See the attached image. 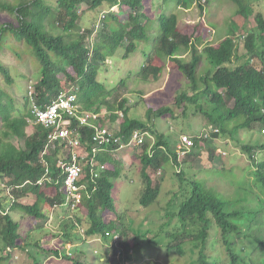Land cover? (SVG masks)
<instances>
[{
  "label": "trees",
  "instance_id": "1",
  "mask_svg": "<svg viewBox=\"0 0 264 264\" xmlns=\"http://www.w3.org/2000/svg\"><path fill=\"white\" fill-rule=\"evenodd\" d=\"M163 1L167 3L171 0ZM231 1L237 10L231 17L229 33L214 46L209 42L211 35L204 26L181 30L175 12L169 16L165 14V8L169 11L173 7L187 10L192 5L198 6L203 13L202 0H176L175 5L162 8L160 15L157 11H150L147 0H55L54 3L48 0H0V20L3 22L0 28V54L8 49L16 52L23 65L35 67L34 76L38 79L30 87L26 82V95L21 101L15 95L16 76L9 65L0 61V184L3 186L0 194V264H9L18 250L29 249L21 234L22 225L15 214L22 212L25 217L32 218L34 232H47L56 207L66 201V179L62 167V163L66 162V148L61 143L56 144V149L49 148L51 132L34 124L30 94L41 109L50 106L63 93L77 95L83 111L103 115L101 127L111 122L114 132L123 138L122 145L110 147L100 155L99 162L106 167L100 180L92 181L89 165L84 166L83 183L88 191L75 212V220L65 226L63 237L71 239L69 231L75 228L83 230L79 234L87 241L101 238L107 242L118 237L113 248L122 250L115 252L123 258L119 264L136 262L139 258L135 251L141 243L156 248L162 246L164 240L153 241L152 238L156 236L149 239L148 233H135L122 223L119 216L109 219V215L117 211L114 201L116 184L127 171L124 157H118L117 153L122 147H128L136 132L148 133L153 139H148L141 147L132 148V159L142 166L143 190L139 206L144 209L157 202L162 191L163 179H154L152 174L159 172L158 176L161 175L168 163L174 167L186 166L197 155L189 154L178 160L177 146L159 135L154 126L129 119L131 110L127 108V102L118 107L111 103L115 91L105 87L101 76L105 70H109L110 62H114L120 51H125L122 60L127 62L144 44L149 43L147 28L155 24L158 36L144 56L146 62L140 76L147 81H158L165 70L162 62L167 60L171 68L190 84L192 96L184 93L175 100L172 108L150 109L149 115H157L158 119L166 116L175 118V108L186 111L190 106L194 115L204 117L218 131L212 135L213 139L228 138L233 142L239 131H252L257 126L264 128V0L259 1L255 29L250 28L248 1ZM150 3L152 5V1ZM84 7L88 8L89 13L96 14L106 9L98 20L100 32L94 42L93 29H82L80 25ZM115 8L120 9L119 13L113 12ZM16 46L21 50V46L25 48L18 52ZM187 53L192 57L189 62L182 59ZM24 55L32 58V64L25 61ZM255 58L260 60L261 68L253 65ZM204 59L210 70L199 77ZM27 79L24 77V80ZM203 101H207L211 111H205ZM120 113L124 114L123 119ZM107 115H110V121H107ZM31 127L30 135L28 130ZM75 131H79V139L84 145L90 143L92 130H79L75 122ZM12 139L20 141L23 146L17 148ZM196 143L195 146H198L200 139ZM234 143L254 165V175L264 192V160H257L264 151V145L240 146V143ZM257 149L259 152H256ZM206 155L208 163L214 166V151L209 150ZM48 171L50 176L46 180ZM182 175L179 171L175 174L180 181L181 201L170 216L177 220L176 233L168 232L165 236V249L183 255V246L190 241L194 249L199 250L195 263L208 264L206 249L215 225L229 258L228 264L244 263V252L238 249L236 239L242 226L237 220H243L245 213L230 211L229 203L220 195L202 187L195 180L186 181ZM42 182L43 185H40ZM96 187L98 191L94 193ZM261 212L253 213L255 218ZM188 224L197 228L196 234H187ZM251 237L248 232L246 239ZM55 238V234L47 233L37 243V249L72 264H85L74 255L60 252L51 244ZM253 238L258 250L255 252L257 257L250 264H264V233L260 232ZM34 264L42 263L35 259Z\"/></svg>",
  "mask_w": 264,
  "mask_h": 264
},
{
  "label": "rangeland",
  "instance_id": "2",
  "mask_svg": "<svg viewBox=\"0 0 264 264\" xmlns=\"http://www.w3.org/2000/svg\"><path fill=\"white\" fill-rule=\"evenodd\" d=\"M48 1L54 3L55 0ZM247 1L250 5L248 11L250 28L255 29L257 25L256 14H258L260 0ZM147 3H149L148 7L151 9V12L157 11L160 15L162 8L168 7L171 4L175 5L176 0H171L167 3L163 0H147ZM201 5L204 8L203 13L198 6L192 5L187 10L173 7L170 10L171 12L165 8V14L169 16L175 12L174 15L179 18V28L181 30L200 25L204 26L209 30L211 35L209 42L217 46L227 37L230 30L231 17L236 12L237 7L231 0H202ZM113 10L116 13L120 11L119 8ZM105 11L106 9L100 10L101 13L96 14L89 13L87 7L83 8L84 16L80 25L82 29H93L95 34L93 35L92 42L96 40L100 32L98 20ZM2 23L0 20V28ZM147 31L150 37L149 43L144 44L139 52L133 55L127 62L122 60L125 51H120L114 62H110L111 66L109 70L103 72L101 76L102 83L108 90L115 91V96L111 103L118 107L119 104L127 102V108L131 110L130 120H140L148 123L149 126H154L155 131L159 135L166 137L170 144L179 145V138L181 136H178L182 134L193 136L188 137L192 138L193 141L195 140L196 145V140L198 139H200L201 143L191 151V154L197 155V157L189 161L186 166L174 167L168 163L163 168L164 172H160L161 175L158 176L159 172L152 174L154 179H163V186L158 201L147 209L139 206L140 195L143 190L142 166L138 161L131 158V155L134 153L131 148H127L125 152H122L121 156L124 155L127 161V171L116 184L114 201L117 211L115 214L109 215V219H115L119 216L122 223L135 233L143 235L148 233L147 237L149 239L156 236L152 238L153 241L155 239L158 242L164 240L162 246L157 248L141 243L140 248L135 251L137 252L135 255H138L139 259L132 264H196L195 260L199 257V250H195L190 241L183 246L185 250L183 255H180L175 250L167 251L164 246L167 243L165 236L168 232L176 233L177 220L171 217L177 209L176 205L181 201L179 197L180 181L175 177L179 168L180 172L184 175V177L182 175L183 179L186 181L195 180L202 187L220 195L224 201L229 203L230 211H243L245 213V216L242 218L243 220H237L238 223H242V226L240 234L237 235L236 242L238 249H242L244 252L242 256L245 258V262L250 264L251 260L257 257L255 252L258 250V244L255 243L253 236H258L260 232L264 233V208H261L264 206V192L254 175V165L247 160L245 154L241 153L234 142L240 143V146L242 144L262 146L264 145V128L257 126L252 131H239L235 135V141L233 142V140H229L228 138L222 140L213 139L212 135L215 134V128L204 117L194 115V110L190 106H187L186 111L182 110L183 108L181 110L175 108V118L166 116L158 119L157 115H149L150 109L161 110L172 108L177 98L184 93H189L191 97L192 92L190 84L181 74L171 68L167 60L161 61L165 70L158 81H147L140 76V71L146 62L144 56L149 53L158 36V28L157 26L155 27V24H150ZM15 48H18V52H22L25 47L21 46L22 50L19 46ZM24 57L26 58V62L29 61V64H32V58L29 59V56L26 57L25 55ZM191 58V55L188 53L182 56V59L187 62L191 61ZM0 61L11 67L13 74L17 78V92L15 90V95L21 101H24L26 82L29 83L30 87L31 85H35L38 80L34 76V73H36L35 67L23 65L22 63L24 62L20 60L16 52L10 49L0 54ZM253 65L261 68L260 60L255 58ZM209 70L210 67L207 64V60L204 59L199 70V77L204 76ZM24 77L28 79L24 80ZM203 108L207 112L211 111V107H209L207 101H203ZM119 116L123 119L124 114L120 113ZM107 121H110V115H107ZM108 126L112 128V124H108ZM32 129L31 127L28 130V134L31 135ZM156 132L155 134H157ZM12 142L19 149L23 146L16 139H12ZM209 150L215 153L214 166L209 164L207 160L206 152ZM256 152H259V150L257 149ZM257 160H264V151L257 157ZM1 190H3V186L0 184V194ZM31 203L34 204L35 201H31ZM258 210L262 212L255 218L253 213H256ZM55 213L58 214L59 210ZM249 213L251 214L248 215ZM72 215L73 212L68 210L66 214L67 226L71 225ZM167 215L169 218H167ZM14 216L22 225L21 234L27 241L29 249L18 250L14 254V259H11L9 264H34L35 259L40 260L42 264H72L38 250L37 243L45 237L47 232H34L32 230L34 220L25 217L22 212ZM64 230V226L60 227V229H55L54 233L58 232L57 235L60 237V240L64 239L61 237L62 233L64 234ZM76 231L78 232V229L75 228L70 230V233L75 232L74 235L78 237L79 234ZM186 232L187 234H196L197 228L188 224ZM248 232L252 237L246 239ZM80 236L81 238L83 237L82 235ZM81 243H84L83 240ZM113 243L114 241L106 242L101 238H95L92 243L88 242L81 246L83 252H79L81 250L79 249L80 247H75L71 252L63 253H70L85 264H119L123 258L120 257L119 253L115 252H122V250L114 249ZM62 250L65 251L64 248ZM206 255L208 257V264L229 263L225 247L215 229V225H213L210 233ZM245 262L242 264H246Z\"/></svg>",
  "mask_w": 264,
  "mask_h": 264
},
{
  "label": "built area",
  "instance_id": "3",
  "mask_svg": "<svg viewBox=\"0 0 264 264\" xmlns=\"http://www.w3.org/2000/svg\"><path fill=\"white\" fill-rule=\"evenodd\" d=\"M29 98L34 124L51 132L49 148L56 149L57 143H61L66 148V162L62 163L66 179V201L57 208L64 207L71 210L73 221L75 220V212L78 211L84 201V193L88 191L87 185L83 183L85 178L84 166L89 165L91 169L89 177L92 181L100 180L106 172V167L99 162L100 155L110 147L122 145L123 138L118 136L110 126L101 127L103 115L83 111L79 106L77 95L63 93L57 98L58 100L44 109L37 106L32 94L29 95ZM75 122L79 130L90 129L93 131V137L89 144L84 145L79 139V131H75ZM217 132L215 131V134ZM148 139L152 140L148 133L136 132L132 135L127 148L141 147ZM194 146L195 142L189 137H180V144L177 148L179 157L177 159L180 160L189 155ZM127 148L122 147V150ZM49 176L50 172L48 171L46 180ZM97 191L98 187L94 189V193ZM118 240L119 238L115 237L114 243H117ZM68 255L71 256L72 254L69 253Z\"/></svg>",
  "mask_w": 264,
  "mask_h": 264
},
{
  "label": "crops",
  "instance_id": "4",
  "mask_svg": "<svg viewBox=\"0 0 264 264\" xmlns=\"http://www.w3.org/2000/svg\"><path fill=\"white\" fill-rule=\"evenodd\" d=\"M186 136V137H188V136H190V135H188V134H182V135H179L178 137H182V136ZM190 137H193V136H190ZM189 137V138H190ZM190 139H192V138H190ZM179 140H180V138H179ZM193 140V139H192ZM178 146L179 145H177V148H178ZM127 149H125V150H121L120 152H118L117 153V155H118V157H121V153L122 152H125ZM191 154V153H190ZM192 155V154H191ZM188 156V155H187ZM123 157H125L124 155H123ZM131 158H133V155H131ZM125 159V158H124ZM126 161V160H125ZM127 162V161H126ZM179 172H180V170H178ZM57 210H59V213L57 214V213H55ZM55 212H54V214H53V216H52V218H51V220H50V222H49V224H48V229H47V233H52V234H55L56 235V238L55 239H53L52 240V245H54L56 248H58L59 250H60V252H71L75 247H80L79 249H81V246L82 245H85V243H88V242H90V243H92L93 241H94V239H91V240H89V241H87V240H85V238L84 237H82L81 238V236H80V234L79 233H81L82 234V231L83 230H78V234H79V236L77 237L76 235H74V233H72L71 232V235H72V238L71 239H65L63 236H64V234L62 233V238H64L63 240H60L59 238L60 237H58V235H57V233L58 232H56V233H54L55 232V229L57 228V229H60V227H62V226H64V228H65V226H67L68 225V223H67V217H66V214H67V212H68V210H67V208H64V207H59V208H57L56 207V209H55ZM73 216V215H72ZM60 218V219H59ZM49 230V231H48ZM68 230H70V229H68ZM53 231V232H52ZM70 232V231H69ZM83 240V242L84 243H81V241ZM77 241V242H76ZM40 242V241H39ZM73 242V243H72ZM62 248H64L65 249V251H63L62 250ZM39 250V249H38ZM79 252H83V250L81 249ZM81 256H82V254H81ZM53 257H55V256H53ZM55 258H57V257H55ZM57 259H60V258H57Z\"/></svg>",
  "mask_w": 264,
  "mask_h": 264
}]
</instances>
